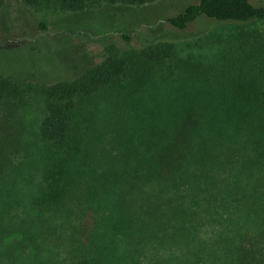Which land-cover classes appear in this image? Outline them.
Listing matches in <instances>:
<instances>
[{
  "label": "trees",
  "instance_id": "trees-1",
  "mask_svg": "<svg viewBox=\"0 0 264 264\" xmlns=\"http://www.w3.org/2000/svg\"><path fill=\"white\" fill-rule=\"evenodd\" d=\"M20 1L83 12L160 0ZM254 1L198 0L168 17L174 29L222 25L183 54L167 39L131 51L111 42L76 76L25 81L43 103L46 199L108 210L99 224L67 225V264L111 260L97 237L125 241L113 264H264V4ZM15 82L0 76V91ZM107 87L125 115L105 145L107 130L84 126L79 107Z\"/></svg>",
  "mask_w": 264,
  "mask_h": 264
},
{
  "label": "rangeland",
  "instance_id": "rangeland-1",
  "mask_svg": "<svg viewBox=\"0 0 264 264\" xmlns=\"http://www.w3.org/2000/svg\"><path fill=\"white\" fill-rule=\"evenodd\" d=\"M196 1L101 5L83 12L28 6L20 0H6L0 6V76L16 81L8 91H0V264H67L73 242V237H66L67 225L80 221L87 226L93 221L99 224L108 212L105 206L96 214L83 203L65 199L52 205L46 199L45 143L38 134L43 103L25 81L76 76L100 61L105 45L111 42L131 51L147 41L167 39L183 54L188 43L222 26L200 19L185 29L172 28L167 18ZM254 3L264 4V0ZM121 33L129 34L130 41H124ZM172 64L164 65L166 74ZM113 93L112 88H104L79 107L84 126L107 130L100 136L105 145L118 118L125 115L112 105L116 100ZM85 238L77 237V242H85ZM111 238H96L113 247L112 259L105 264H113L125 250L124 240ZM90 244L86 247L91 255Z\"/></svg>",
  "mask_w": 264,
  "mask_h": 264
}]
</instances>
